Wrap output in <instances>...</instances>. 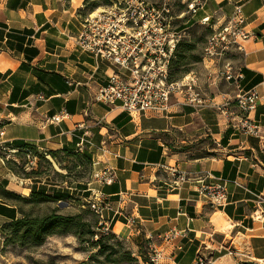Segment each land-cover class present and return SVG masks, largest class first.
Wrapping results in <instances>:
<instances>
[{"label":"crops","instance_id":"crops-1","mask_svg":"<svg viewBox=\"0 0 264 264\" xmlns=\"http://www.w3.org/2000/svg\"><path fill=\"white\" fill-rule=\"evenodd\" d=\"M237 2L243 5L245 30L256 37L203 62L209 76L229 63L234 73H242V89L264 95V0H210L199 21L207 15L225 22ZM88 12L85 0H0L1 140L9 149L31 144L45 154L84 153L94 170L112 168L116 179L111 184H92L104 194L102 222L119 238L145 239L149 248L161 249L164 264H264V216L253 218V193L264 196V154L257 137L237 128L232 81L208 79L204 92L215 103L228 99L225 111L179 96L171 98L164 114H131L97 101L99 87L117 69L76 46ZM186 28L180 26L179 32ZM57 114L61 120L51 122ZM250 117L264 130L263 100ZM83 133L93 145L80 150L76 136ZM174 166L189 173L178 187L169 174ZM211 175L227 180L222 207H212L197 191L199 184L214 182ZM26 179L0 158L6 189L31 191L34 186ZM53 187L57 191L59 186ZM74 188L66 191L89 199L87 187L81 190L86 197ZM5 220L0 215V225ZM172 230L179 236L168 241Z\"/></svg>","mask_w":264,"mask_h":264},{"label":"built area","instance_id":"built-area-1","mask_svg":"<svg viewBox=\"0 0 264 264\" xmlns=\"http://www.w3.org/2000/svg\"><path fill=\"white\" fill-rule=\"evenodd\" d=\"M201 8V7H198ZM197 7L193 3L189 5L187 12L196 13ZM185 13L174 16L171 8L164 3L158 7L148 0H112L107 7L89 12L83 21V26L76 39V46L94 56L95 59H103L116 67L105 85L100 86L95 99L110 106H117L129 113L148 111L153 114H164L170 104L171 98H182L183 102L192 105H210L225 111L229 105L228 99L215 103L212 99L201 96L199 93L190 92L194 84L189 75L178 80H170V64L174 56L176 44L179 41V32L176 31L175 19L183 18ZM176 17V18H175ZM207 24L209 16L200 19ZM246 17L243 13V5L240 2L234 4L233 12L229 19L221 24V28L210 35L205 44V59L213 60L221 55L222 51L229 49L240 40L256 37L253 32L245 30ZM220 57V56H219ZM217 77L232 81L235 87L233 103L238 109L236 125L245 134L257 137L260 141L261 151L264 154V130L250 117L260 100L264 101V95L255 88L242 89L240 80L242 73L233 72L229 63H225L222 69L216 71ZM61 114L50 118L51 122H59ZM4 135L3 125L0 123V158L8 160L11 153L19 149H9L1 140ZM77 149H83L86 145L92 146V142L86 133L76 136ZM22 153L26 159L27 169L36 165L38 156L29 148H23ZM41 154H45L40 152ZM46 156V155H45ZM95 165V163H93ZM171 184L180 186L189 177V173L174 166L169 169ZM214 182L198 185L199 194L206 197L212 207H222L227 202L226 179L212 176ZM116 179V173L112 168L104 167L92 171L91 179L87 182V190L90 193L86 199L88 207L98 215L103 233L107 234L109 227L102 222L101 203L104 194L92 185L111 184ZM235 184L245 188L239 181ZM247 190V189H246ZM256 204L254 219H262L264 216V196L253 193ZM133 223V219H129ZM179 236L178 231L166 236L171 241ZM162 250L150 247L145 260L140 257L139 264H164Z\"/></svg>","mask_w":264,"mask_h":264},{"label":"rangeland","instance_id":"rangeland-1","mask_svg":"<svg viewBox=\"0 0 264 264\" xmlns=\"http://www.w3.org/2000/svg\"><path fill=\"white\" fill-rule=\"evenodd\" d=\"M148 1L158 7L166 3L171 8L174 16L184 11L185 14L183 18L175 19V24L177 25L176 31H180V26H188V28L179 32V40L180 42H188L192 45V49L189 53L191 56L188 58L186 65L180 66L179 68H172V79H179L185 75H189L194 83L189 91L199 93L203 97H208V95L205 94L208 93V79L213 83L215 81L213 78H219H217L216 72L209 76L210 71L205 68L203 62L205 57L204 48L208 37L220 29V25L225 22L219 23L212 17H210V21L207 24L199 21V15L209 6L210 0ZM95 2H97L99 6L94 10L109 5L107 0H97ZM191 3L197 8L201 7L197 9V13H192L191 11L187 12ZM228 50H230V48L225 49L222 51L221 55L216 57H223L226 52H229ZM184 68L185 71L181 72ZM1 155L2 151L0 150V156ZM8 160L14 161L18 167H20L16 168L19 174L16 176L18 177L25 179L26 172H35V174L27 178L24 183L28 186L33 184L32 186H34V188L44 187L48 190H52L54 188L53 185L59 186L57 190H63L69 186L74 187L75 182H84L85 187H87V182L90 181L93 171L92 163H87L83 160L80 152L74 155L68 154L67 152H58L55 158L50 155L38 157L36 165L29 169L26 167V159L23 155H19L18 152L11 153ZM24 183L22 186H24ZM12 186L17 191L20 190L19 183L13 182ZM27 192L30 195L31 191H24L22 194H17L28 197L29 195H27ZM77 192L78 191L74 190V193ZM80 194L81 192H78V195ZM9 199L16 202L14 198ZM62 200L63 201L57 202H41L37 206H34L33 209L41 214L58 205L60 213L76 214L82 208H88L86 200L82 198H76V200L67 198ZM79 203H84L86 205L81 206ZM22 208L24 211H29L31 205L23 203ZM90 213L94 215L97 222L98 227L95 228L96 232L104 236V243L113 246L112 249L108 248L105 253H97V248L89 246L86 242H80L78 238L72 234L49 236L43 244L32 248L20 247L12 243L4 244V238L0 234V264H139V255L143 260L147 258L150 248L145 239L137 240L131 237L119 238L111 231L105 234L99 223L100 219L98 215L92 210ZM99 235L95 237L98 238ZM110 251L112 255H110L108 260L105 258V255Z\"/></svg>","mask_w":264,"mask_h":264},{"label":"trees","instance_id":"trees-1","mask_svg":"<svg viewBox=\"0 0 264 264\" xmlns=\"http://www.w3.org/2000/svg\"><path fill=\"white\" fill-rule=\"evenodd\" d=\"M95 1L97 0H85L89 12L99 6ZM107 3H109V0H107ZM191 49L192 45L190 43L180 42V40L178 41L170 64V80H178L172 79V68H179L180 66L186 65L188 58L191 56V54H189ZM182 71H185V68L181 70V72ZM23 148H29L32 153L36 154L38 157L50 155L55 158L57 154L53 151L48 154H41L31 144H25L19 149V155H23ZM64 152L73 155L77 153L67 150H64ZM81 156L87 163H91L90 158L86 154L81 153ZM5 163L14 174L19 175L16 168L20 167H18L14 161L6 160ZM33 174H35L34 171L26 172L25 177L29 178L33 176ZM74 187V190L78 192H82L81 190L86 188L84 182H75ZM53 190V192H48L44 187H39L38 189L34 188L31 190L28 197H24L6 189L5 185L0 180V215L6 218V220L0 225V234L4 238V244L12 243L20 247L32 248L43 244L49 236L72 234L76 236L80 242H86L89 246L97 248V253L103 254L108 248H113V246L107 245L103 242V235H99L96 232L95 228L98 227L97 222L94 215L90 213L91 210L88 206V208H82L76 214L60 213L58 205L41 214L35 211L33 207L41 202H57L63 201L62 199L67 198L73 200H76V198H82L70 195L69 192L66 191L67 189H63V191H55L56 189ZM87 195L88 193L86 191H83L80 194V196L83 197H86ZM9 198H14L16 202L11 201ZM23 203L31 205L29 211L23 210ZM79 205L84 206L86 204L79 203ZM97 235H99L98 238L95 237ZM110 255H112L111 251L105 255V258L109 260ZM139 257L141 256L139 255ZM241 264L253 263L242 262Z\"/></svg>","mask_w":264,"mask_h":264}]
</instances>
